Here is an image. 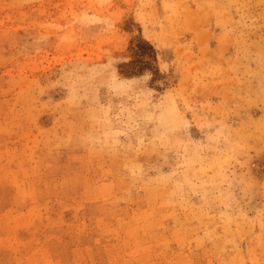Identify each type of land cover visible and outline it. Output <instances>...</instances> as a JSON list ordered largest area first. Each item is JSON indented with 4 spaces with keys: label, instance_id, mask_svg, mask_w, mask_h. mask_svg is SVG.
Returning <instances> with one entry per match:
<instances>
[{
    "label": "rangeland",
    "instance_id": "rangeland-1",
    "mask_svg": "<svg viewBox=\"0 0 264 264\" xmlns=\"http://www.w3.org/2000/svg\"><path fill=\"white\" fill-rule=\"evenodd\" d=\"M0 264H264V0H0Z\"/></svg>",
    "mask_w": 264,
    "mask_h": 264
}]
</instances>
